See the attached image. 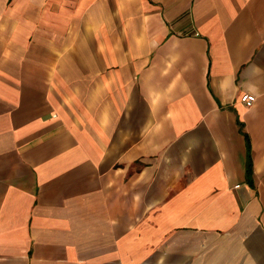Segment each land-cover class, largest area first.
<instances>
[{
	"label": "crops",
	"instance_id": "obj_1",
	"mask_svg": "<svg viewBox=\"0 0 264 264\" xmlns=\"http://www.w3.org/2000/svg\"><path fill=\"white\" fill-rule=\"evenodd\" d=\"M0 264H264V0H0Z\"/></svg>",
	"mask_w": 264,
	"mask_h": 264
},
{
	"label": "built area",
	"instance_id": "obj_2",
	"mask_svg": "<svg viewBox=\"0 0 264 264\" xmlns=\"http://www.w3.org/2000/svg\"><path fill=\"white\" fill-rule=\"evenodd\" d=\"M238 102L243 108L249 109L253 105L254 98L252 95L244 93L238 97Z\"/></svg>",
	"mask_w": 264,
	"mask_h": 264
},
{
	"label": "trees",
	"instance_id": "obj_3",
	"mask_svg": "<svg viewBox=\"0 0 264 264\" xmlns=\"http://www.w3.org/2000/svg\"><path fill=\"white\" fill-rule=\"evenodd\" d=\"M247 147H248V143H247ZM246 175L247 177L249 176L248 167H247Z\"/></svg>",
	"mask_w": 264,
	"mask_h": 264
}]
</instances>
